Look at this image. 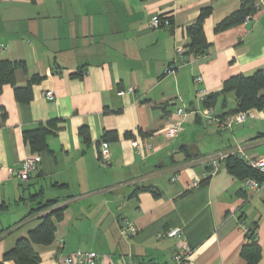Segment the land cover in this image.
I'll use <instances>...</instances> for the list:
<instances>
[{"label":"crops","instance_id":"obj_1","mask_svg":"<svg viewBox=\"0 0 264 264\" xmlns=\"http://www.w3.org/2000/svg\"><path fill=\"white\" fill-rule=\"evenodd\" d=\"M240 1L0 0V58L26 62V71H16V86L42 77L30 103L18 101L10 84L0 92V260L44 214L64 206L54 242L34 244L40 264H60L79 249L97 252L98 264H124L130 256L150 264L170 261L180 245L167 236L174 227L182 229L196 264H246L241 217L258 222L264 264V187L248 190L227 158L208 174L213 158L238 147L264 157V109H251L245 122L227 126L237 113L235 91L218 98L213 122L197 97L200 88L219 91L230 76L264 69V0H257L250 20L215 30ZM207 6L213 8L204 22L211 47L188 57L186 28ZM156 15L169 16L171 27H150ZM171 62L176 72L165 74ZM196 76L203 80L195 82ZM50 90L53 99L45 95ZM181 106L188 111L183 129L168 138ZM52 118L64 119L48 137L52 153L32 152L24 130ZM83 126L89 143L79 134ZM105 130L117 131L119 139L100 143ZM129 131L133 138L125 137ZM104 143L108 164L100 161ZM31 155L40 160L29 179L10 171ZM193 180L201 184L189 189ZM53 199L59 200L55 206L35 210ZM125 219L137 226L135 235L122 234Z\"/></svg>","mask_w":264,"mask_h":264},{"label":"trees","instance_id":"obj_2","mask_svg":"<svg viewBox=\"0 0 264 264\" xmlns=\"http://www.w3.org/2000/svg\"><path fill=\"white\" fill-rule=\"evenodd\" d=\"M259 9L257 0H241L238 9L226 16L219 22L215 30L221 32L229 28L241 25L247 21L248 16H253ZM213 8L211 6L204 7L200 10L197 20L188 25L186 30L190 38V43L185 51L186 56L199 57L205 55L211 43L207 40L204 30L205 19L211 15ZM172 20V19H171ZM22 68L27 70V64L23 60L11 61L0 58V92L5 84L14 87L15 98L23 103H30L33 99V85L41 81L40 75H34L28 82L27 86L19 87L17 84L16 71ZM77 76V75H73ZM230 91H235L237 95V107L234 112L246 111L251 109H264V69L260 68L251 74H237L228 77L223 81V85L219 91L209 92L203 100L205 107L213 108L220 96H224ZM5 115V114H4ZM224 114L223 116H225ZM64 119L52 118L46 123L39 124L33 129H26L23 132V138L29 144L32 152L52 153L49 147L48 137L57 133L62 128L61 124ZM142 136H148L150 132H144L139 129ZM79 134L84 141L89 143L91 135L89 128L83 126L79 129ZM125 137L133 138L132 132H126ZM119 139V134L115 130H105L101 136V142H114ZM227 165L231 173L245 179L246 177H254L260 181L264 180V175L250 167L245 161L240 159L234 153L228 155ZM207 176L206 178H208ZM157 195L158 191L155 192ZM58 199L49 200L45 203H38L35 210H43L55 206ZM64 206H59L42 216V222L30 230L26 237L18 239L15 246L5 252L0 264H40L41 255L34 249V244L49 245L54 242L57 230V221L63 218ZM241 221H245L243 217ZM249 232L246 233L247 243L241 249V256L245 259L246 264H260L262 259V250L258 242L257 227L258 222L248 224Z\"/></svg>","mask_w":264,"mask_h":264},{"label":"built area","instance_id":"obj_3","mask_svg":"<svg viewBox=\"0 0 264 264\" xmlns=\"http://www.w3.org/2000/svg\"><path fill=\"white\" fill-rule=\"evenodd\" d=\"M252 16H248L247 20H250ZM150 27L154 29L158 28H170L172 25V20L167 15H156L152 17V19L149 22ZM2 48L0 47V51ZM178 52L180 54H184V50L182 48L178 49ZM177 65L175 62H171L167 67L165 68V74H173L176 72ZM202 76H196L194 78L195 82H201ZM131 92L135 91V87H129L128 89ZM46 97L48 99L54 98L53 91H47L45 93ZM207 95V91L205 88H200L198 90V100L203 102L205 99V96ZM249 111H239L229 117L226 120L227 126H231L234 123H242L245 122L249 116ZM188 111L185 106H181L177 108L175 111L174 119L171 123V125L166 129V136L168 138H175L178 136V134L182 131L186 117H187ZM203 114L206 116L208 121L213 122L215 121V117L212 113V109L205 107ZM134 145L140 148V144L138 141H134ZM148 147H151L150 144H147ZM235 155H237L240 159L245 161L250 167L257 170L258 172L262 173L264 175V157H252L248 155L243 147H238L237 150L234 152ZM226 157V155H220L215 158H213L210 163V169L208 171L209 175L215 174L220 167L221 161ZM40 160V157L38 155H31L27 157L20 165V168L18 170L10 169L11 172L18 173V175L23 179L27 180L30 177V174L33 170L37 168V164ZM100 161L102 164H108L111 161V152L106 143H104L101 146L100 149ZM176 179V176L173 177V180ZM201 184L200 180H193L191 183H189L188 188L189 189H195L198 188ZM245 187L253 192H258L264 187V180L260 181L254 177H246L244 179ZM240 225L243 231L245 233H248L249 226L245 221L240 220ZM137 233V226L134 224L133 221L129 219L124 220V224L122 227V234L125 237L133 236ZM168 237L171 238H178L180 239V245L177 253L171 258L170 261L160 262L158 264H196L192 259L193 254V248L189 245V243L185 240L183 231L180 227H174L172 228L168 233ZM60 264H98V253L95 251H89V250H82L79 249L73 253L63 255V257L60 259ZM124 264H150L146 263L144 261L134 260L131 256L127 258V260L124 262Z\"/></svg>","mask_w":264,"mask_h":264},{"label":"rangeland","instance_id":"obj_4","mask_svg":"<svg viewBox=\"0 0 264 264\" xmlns=\"http://www.w3.org/2000/svg\"><path fill=\"white\" fill-rule=\"evenodd\" d=\"M222 169H224L223 165H222Z\"/></svg>","mask_w":264,"mask_h":264}]
</instances>
